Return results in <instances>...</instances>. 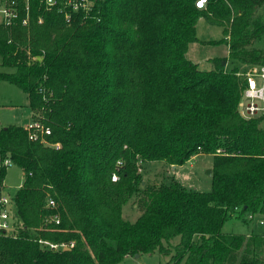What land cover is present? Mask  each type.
Segmentation results:
<instances>
[{
    "label": "trees",
    "instance_id": "obj_1",
    "mask_svg": "<svg viewBox=\"0 0 264 264\" xmlns=\"http://www.w3.org/2000/svg\"><path fill=\"white\" fill-rule=\"evenodd\" d=\"M196 1L93 0L67 21L33 0L29 24L0 29V79L26 92L51 129L48 143L23 125L0 130V153L25 173L15 227L0 228V264H123L170 254L165 243L176 237L166 264H264V233L223 231L232 216L264 215V113H240L247 78L227 69L264 66L254 46L264 0ZM202 17L223 27L230 48L210 70L187 57ZM199 153L214 155L209 192L140 171ZM134 196L141 213L132 221L124 206Z\"/></svg>",
    "mask_w": 264,
    "mask_h": 264
},
{
    "label": "rangeland",
    "instance_id": "obj_2",
    "mask_svg": "<svg viewBox=\"0 0 264 264\" xmlns=\"http://www.w3.org/2000/svg\"><path fill=\"white\" fill-rule=\"evenodd\" d=\"M1 20V15H0ZM198 41L189 45L187 57L196 62L203 70L213 68L210 58L229 55V45L224 40L225 34L223 27L209 23L204 17L200 18L197 24ZM218 42H213V41ZM254 46L264 48V35L254 42ZM2 57L0 55V69H7L1 66ZM238 62L230 63L227 69L238 65ZM238 66L241 73L249 67ZM38 120L29 106L28 94L19 86L8 80L0 79V130L9 124L26 126L31 121ZM264 125V121L262 123ZM214 155L211 153H199L194 158L182 165H170L163 161L142 162L140 171L145 180L152 183L170 182L175 179L181 182L186 188L191 190L209 192L212 190V174ZM4 177L5 186L0 188V196L4 195L13 198L23 184L25 179L24 170L13 163ZM8 211V222L12 224L9 231H12L17 222V209L11 200L5 207ZM3 207L0 203V223L1 211ZM141 211L138 209L137 198L134 196L124 206V217L135 220ZM224 232L234 233H264V215H257L252 221L246 223L243 219L235 216L230 217L223 226ZM179 241V237L166 242V247L170 254L162 255L159 251L153 254H143L141 256H129L123 264H166L174 253V246Z\"/></svg>",
    "mask_w": 264,
    "mask_h": 264
},
{
    "label": "built area",
    "instance_id": "obj_3",
    "mask_svg": "<svg viewBox=\"0 0 264 264\" xmlns=\"http://www.w3.org/2000/svg\"><path fill=\"white\" fill-rule=\"evenodd\" d=\"M33 0H0V29L2 27H11L15 24L22 23L23 25L29 24L31 5ZM45 10H57L64 14L67 21H70L74 13L84 11L88 14L91 11L93 0H38ZM208 0H197L196 5L199 8H205ZM41 21V20H40ZM95 21L99 22L100 18L95 17ZM247 78V85L243 91L242 98L239 103V111L246 118H251L264 113V66L263 65H250L249 69L243 73ZM29 130V137L32 140H41L48 143L46 136L51 134V129L43 125L39 120H34L25 126ZM59 147V143H53ZM14 161L11 157L0 153V188L6 184L4 177H1V172L8 169ZM118 177L114 175L113 179ZM13 201V198L1 195L0 203L2 204L1 223L0 228L9 230L12 224L8 222V211L5 208L8 203ZM49 205L54 206V200H49ZM56 221L59 222L58 217ZM41 242L49 245L52 249H59L71 247L74 242L68 243H54L46 240Z\"/></svg>",
    "mask_w": 264,
    "mask_h": 264
},
{
    "label": "crops",
    "instance_id": "obj_4",
    "mask_svg": "<svg viewBox=\"0 0 264 264\" xmlns=\"http://www.w3.org/2000/svg\"><path fill=\"white\" fill-rule=\"evenodd\" d=\"M210 59H212V58H210ZM210 59H209V60H210ZM210 62H211V61H210ZM232 63H234V62H232ZM229 64H230V63H229ZM229 64H228V65H229ZM238 66H240V65L238 64ZM243 67H250V66L242 65V68H243ZM227 68H228V66H227ZM240 68H241V66H240ZM248 69H249V68L245 69V72H246ZM194 157H195V156H194ZM194 157H193V158H194Z\"/></svg>",
    "mask_w": 264,
    "mask_h": 264
},
{
    "label": "water",
    "instance_id": "obj_5",
    "mask_svg": "<svg viewBox=\"0 0 264 264\" xmlns=\"http://www.w3.org/2000/svg\"><path fill=\"white\" fill-rule=\"evenodd\" d=\"M210 173L212 174V170H210ZM64 249H65V250H66V249H69V247H65ZM136 256L138 257V256H140V255L137 254Z\"/></svg>",
    "mask_w": 264,
    "mask_h": 264
}]
</instances>
